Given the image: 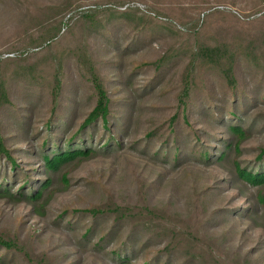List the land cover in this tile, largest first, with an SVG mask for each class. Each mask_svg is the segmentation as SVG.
Wrapping results in <instances>:
<instances>
[{
	"label": "trees",
	"instance_id": "16d2710c",
	"mask_svg": "<svg viewBox=\"0 0 264 264\" xmlns=\"http://www.w3.org/2000/svg\"><path fill=\"white\" fill-rule=\"evenodd\" d=\"M78 1L62 0L38 6L37 16L30 19L31 24L37 26V31H24L29 34L26 37L30 45L41 48L42 52H49L59 46L60 42L56 39L60 36L63 19ZM106 2L111 0L93 3L91 6L95 7L79 14L74 26L63 34L61 40L71 35L75 28L79 29L75 48L64 50L60 56L44 62L56 72L49 92L52 110L45 122L49 128L63 117L64 85L60 74L66 67H75L86 80L89 90L93 91V106L75 133L71 134L65 128L54 138L39 137V150L27 154L29 159L37 160L42 165L43 173L47 176L44 181L37 183L38 188L34 189L36 185L32 186L28 178L21 177L22 182L25 181L24 186L20 194H15L14 191L10 192L6 179L0 178V181H6L0 185V199L14 202L24 199L35 203L44 196L46 206L52 196L49 194L50 189L57 180H61L65 188L70 186L66 170L76 165L73 163L82 164L123 149V138L129 132L130 116H117L121 101L112 98L107 75L110 71L118 76L121 67L115 58L105 63L101 57H111L113 46L117 50L116 54L123 57L133 46L143 44V37L151 41L155 19L151 15L138 16L136 11H133L134 17L129 15L130 11L124 13L128 20L133 17L128 29L136 38L125 46L119 45V29L117 25L111 27L112 18L117 13L106 10L109 16V20H106L101 18L104 10L97 8ZM59 17L62 18L60 21L54 20ZM198 30L194 27L187 31L185 35L188 43L181 47H174L156 59L143 57L130 64L124 84L131 83L139 74L150 73L152 76L146 83V92H153L163 87L164 78L182 55L186 54L188 59L179 75L178 93L174 95L177 111L159 131L147 133L142 146L143 153L148 155L153 165H162L168 172L190 166L223 171L227 177L223 181L215 180L213 186H208L202 177L191 179V184H181L190 190L191 206L195 209L197 205H208L237 189L240 195L234 200L245 198L248 205L238 216L258 225L259 221L264 223V145L253 149L252 167L245 166L241 158L245 154V144L254 138L256 132L264 130V30L256 36L233 37L224 42ZM121 46L124 47L118 49ZM21 59L26 60L25 57ZM11 105L10 93L5 85H1L0 157L11 166V181L14 182L21 174V167L6 147L1 119L2 110ZM127 107L130 111V106ZM195 115L203 121L206 129H196L190 125ZM158 132L161 135H157ZM153 140H157V146L151 143ZM101 141L99 146L98 142ZM138 144L136 142L133 146ZM166 176V173L159 174L152 183L141 178L136 186V199L132 203H118L115 196L108 193L106 203L81 211L65 210L58 216L57 222H64L66 230L79 233V244L91 246L92 251L110 258L113 264H138L141 260L142 264H261L264 261V256H258L255 261H249V256H239L234 262L228 263L217 257L219 247L214 243L216 240L203 233L207 223L213 220L212 217L206 219L203 215L201 219L194 215L191 219H185L168 207H156L151 200V191L157 184H163ZM172 185L178 189L177 184ZM28 186L32 189L27 190ZM247 192H250V197ZM45 206L39 205V208L43 211ZM41 209L37 212L41 213ZM219 212L213 213L215 220L227 225L231 223L229 220L235 215L233 212L227 213L229 217ZM156 244L161 247L149 253L148 249ZM23 255L36 264H52V260L44 256L31 260L28 249L19 239L0 234V264L12 262Z\"/></svg>",
	"mask_w": 264,
	"mask_h": 264
},
{
	"label": "rangeland",
	"instance_id": "374dc122",
	"mask_svg": "<svg viewBox=\"0 0 264 264\" xmlns=\"http://www.w3.org/2000/svg\"><path fill=\"white\" fill-rule=\"evenodd\" d=\"M60 1L62 0H0V86L5 85L13 102V105L2 110L1 119L6 147L21 167V174L12 182V168L6 159L0 157V178L6 179L10 192L14 191L15 194L22 191L25 182H22V178H28L32 186L36 185L34 189L38 188L37 183L47 178L42 165L27 157V154L39 150L38 138H54L65 128L71 134L75 133L94 103L93 91L89 90L86 80L75 67L68 66L60 74L64 85L63 117L52 128L45 124L52 110L49 92L56 72L44 62L60 56L64 50L76 47L74 43L79 37V29L75 28L71 35L61 40L63 34L74 26L79 14L94 8L91 5L101 0L76 2L63 19L60 36L56 39L60 42L59 46L49 52H42L41 48L30 45L26 37L29 34L24 31H37V26L32 25L30 19L37 16L40 9L38 6ZM97 8L104 10L101 18L106 20H109L106 10L117 13L112 18L111 27L117 25V43L124 46L136 38L128 29L131 24L129 21L134 17L133 11L138 12V16L151 15L155 19L151 41L143 37L141 40L144 43L133 46L123 57L116 54L117 50L113 46L111 57H101L105 63L115 58L121 67V74L118 76L110 71L107 75L112 98L121 101L117 116H130L129 132L123 138V149L82 164L73 163L76 165L66 170L70 186L65 188L61 185V180H57L50 189L49 194L52 196L46 206L44 196L35 203L24 199L19 202L0 199V234L19 239L28 249L31 260L44 256L51 259L52 264H113L110 258L92 251L91 246L79 244V233L77 235L66 230L64 222H57L58 216L68 209L81 211L102 205L108 201V193L114 195L118 203H132L136 199V186L141 178L152 183L159 174L166 173L165 182L157 184L151 191V200L156 207H168L185 219H191L194 215L201 219L203 215L206 219L212 217L213 220L207 223L203 233L216 240L214 243L219 247L217 257L228 263L234 262L239 256H249V261L264 256V223L259 221L258 225H254L238 216L248 206L245 198L234 200V197L240 195L239 190H232L225 197L208 205H197L194 209L189 201L190 190L181 185L191 184V179L202 177L208 186H213L215 180L223 181L227 177L223 171L190 166L168 172L162 165H153L148 155L143 153L142 146L147 133L159 131L177 111L174 95L178 93L179 75L188 60L186 54L182 55L164 78L166 81L161 85L163 87L153 92H146V83L152 76L150 73L139 74L131 83L124 84L131 62L143 57L156 59L174 47H181L188 43L185 34L194 27L219 39V42L232 40L233 37L258 35L264 30V0H111ZM128 11L133 16L130 20L123 15ZM60 19L62 18L54 20ZM36 37L35 35L34 38ZM142 45L145 47H140ZM8 57L12 60L7 59ZM23 57L26 60L21 59ZM127 106H130V111ZM190 125L196 129H206L197 115L192 117ZM157 135L161 134L158 132ZM157 138L158 136L155 139ZM136 142L140 144L134 147ZM151 143L158 145L157 140ZM101 144L102 141L98 142L99 146ZM213 145L220 148L215 143ZM260 145H264V130L256 132L254 138L245 144V154L241 158L245 166H253V149ZM4 180L0 181V185L6 182ZM172 183L177 184L178 189ZM226 186L227 184L223 186L224 190ZM31 189V186L27 187V190ZM247 196L250 197V192H247ZM39 205L46 208L42 211ZM38 209H41L42 214L37 212ZM217 210L220 215L227 217V213L233 212L235 215L231 216V223L227 225L215 220L213 213ZM159 247L161 246L158 244L153 245L148 251L153 253ZM203 247L206 249L205 245ZM5 264L36 263L23 255ZM138 264H142V260Z\"/></svg>",
	"mask_w": 264,
	"mask_h": 264
}]
</instances>
